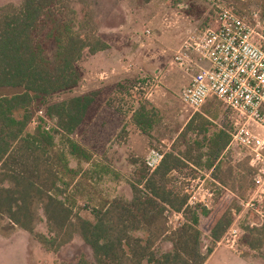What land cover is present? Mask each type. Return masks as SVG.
<instances>
[{
    "label": "trees",
    "instance_id": "trees-1",
    "mask_svg": "<svg viewBox=\"0 0 264 264\" xmlns=\"http://www.w3.org/2000/svg\"><path fill=\"white\" fill-rule=\"evenodd\" d=\"M99 28L88 0H22L0 6V88L21 89L0 96V236L8 238L20 228L46 251L57 253L77 235L91 257L83 250L75 261L60 264H204L215 247L203 244L202 218L209 220L211 210L189 206L188 196L170 186L171 172L193 162L211 171L214 185L243 198L254 170L247 159L233 166L222 158L229 133L224 128L212 131L197 112L158 167L152 172L142 169L141 179L128 183L130 197H95L85 184L92 174V154L73 134L98 92L47 100L79 85V62L85 52L95 55L109 48ZM35 102L44 104V116L27 132ZM132 119L149 135L145 106H139ZM190 134L207 141L203 145L196 140L197 150L206 149L197 160H192L189 145L186 150L177 147L188 143ZM78 199L91 204V217L75 210ZM232 208L228 204L210 220L207 237L212 244L230 226ZM173 211L182 213L185 221L170 230L167 213ZM41 224L45 232L38 231ZM243 232L240 243L254 252L264 248V226H245ZM164 242L170 244L167 249L161 246Z\"/></svg>",
    "mask_w": 264,
    "mask_h": 264
},
{
    "label": "rangeland",
    "instance_id": "rangeland-1",
    "mask_svg": "<svg viewBox=\"0 0 264 264\" xmlns=\"http://www.w3.org/2000/svg\"><path fill=\"white\" fill-rule=\"evenodd\" d=\"M21 1L0 0V6L8 3L18 5ZM88 1L96 12L100 22L99 34L109 44V50L95 55L85 52L79 62L83 72L79 85L71 91L54 94L47 101L56 102L98 91L97 99L73 134V138L93 155L92 174L85 184L97 198L112 199L122 194L130 197L128 183L141 179V170L146 169L144 159L150 149L163 154L170 151L186 123L197 113L183 105L178 98L188 82V76L169 64L187 31L197 26L198 20H207L209 4L205 0H150L149 4L139 0ZM228 1L233 2L241 14L259 10L264 23V0ZM181 3L182 7L179 6ZM145 30H149V34ZM49 53L52 54V48ZM20 92V88H0V96ZM141 105L147 108L150 115L149 135L134 133L137 128L131 125L133 112ZM44 107L41 102L31 106L32 116L26 127L27 132L33 131L35 124L32 119L37 121L39 110ZM200 113L210 122L212 131L219 128L230 131L228 113L220 101L212 99L201 108ZM129 125L131 128L127 130ZM131 131L133 136L130 138L128 134ZM196 140L207 144L202 137L197 139L192 134L188 135V143L177 144L180 150H186L188 145L191 147L192 160H197L199 153L206 150H197ZM222 158L229 160L233 166L245 160L230 153H224ZM83 166L88 168L87 164ZM239 173L238 169L235 174ZM253 176L254 172L248 175L250 189L240 198L229 188L214 185L211 171L193 162L170 175V186L177 192L191 189L189 185L193 178H207L203 182V189L198 190L200 195L205 196L211 210L209 220L202 218L203 244L219 245L217 255L209 264H264V248L254 252L240 243L245 226H264V222L259 220L260 215H264V208L260 207L262 204H257L258 212L246 206L255 188ZM78 201L75 210L91 217V204L80 199ZM228 204L233 207L231 220L238 229L237 241L232 243L228 234L212 244L207 237L208 224L223 213ZM167 218L170 230L184 222L181 220L183 217L172 212L167 213ZM38 231L45 232V225L38 226ZM75 239L53 253L46 251L29 233L18 229L8 238L0 236V264H60L64 260L75 261L83 250L91 257L89 248L79 243V237ZM161 246L167 249L170 244L164 242Z\"/></svg>",
    "mask_w": 264,
    "mask_h": 264
},
{
    "label": "built area",
    "instance_id": "built-area-1",
    "mask_svg": "<svg viewBox=\"0 0 264 264\" xmlns=\"http://www.w3.org/2000/svg\"><path fill=\"white\" fill-rule=\"evenodd\" d=\"M205 1L210 11L207 20H198L187 31L169 66L188 76L178 94L183 105L200 112L210 99H216L227 110L230 139L224 153L247 159L253 168L255 188L246 206L258 212V203L264 208V23L259 10L241 14L227 0ZM145 32L149 34V30ZM43 116L40 109L39 117ZM32 122L36 125L38 120ZM163 155L151 149L144 160L146 169L154 171ZM189 187L181 192L188 196V205L209 208L198 191L203 189L201 177L193 178ZM260 217L263 223L264 215ZM234 226L231 221L224 234L231 236L232 243L238 233Z\"/></svg>",
    "mask_w": 264,
    "mask_h": 264
},
{
    "label": "crops",
    "instance_id": "crops-1",
    "mask_svg": "<svg viewBox=\"0 0 264 264\" xmlns=\"http://www.w3.org/2000/svg\"><path fill=\"white\" fill-rule=\"evenodd\" d=\"M117 1H118V0H117ZM118 2H119V1H118ZM148 4H149V3H148ZM163 17H164V15L161 16V18H163ZM171 19H172V18H171ZM173 19H175V18H173ZM166 21H167V20H166ZM145 31H146V30H145ZM107 50H109V48L106 49V50H104V51H107ZM187 83H188V82H187ZM185 86H186V85H185ZM182 89H183V88H182ZM182 89H181V90H182ZM94 90H95V89H94ZM92 92H93V91H92ZM97 92H98V91H97ZM98 95H99V94H98ZM98 95H97V96H98ZM96 99H97V97L95 98V100H96ZM211 100H212V99H210L209 101H211ZM209 101H208V102H209ZM94 102H95V101H94ZM94 102H93V103H94ZM92 105H93V104H92ZM92 105H91V106H92ZM91 106H90V107H91ZM89 109H90V108H89ZM88 111H89V110H88ZM87 113H88V112H87ZM132 116H133V115H132ZM131 125H132L133 127H136V128H137V132H134V133H139V132L143 133V132H142V131H141V130H140V129L134 124V122H133ZM130 128H131V126L129 125V126H127L126 129H127V130H130ZM136 128H135V129H136ZM132 132H133V131H131V132L128 134V135H129L128 137L131 138V137L133 136ZM143 134H144V133H143ZM145 135H146V134H145ZM128 142H130V140H129ZM150 150H151V149H150ZM147 155H148V154H147ZM145 158H146V157H145ZM92 159H93V155H92ZM144 160H145V159H144ZM174 172H176V171H174ZM174 172H173V173H174ZM170 175H171V174H170ZM201 179L203 180V182H205L207 178L202 177ZM212 180H213V179H212ZM78 202H79V201H78ZM172 213L175 214V215L180 216V218L183 217V219H181V220H182V221H185V218H184V216H183L182 213H178V212H174V211H173ZM79 214H80V213H79ZM80 215H82V214H80ZM182 223H183V222H182ZM19 229H20V228H19ZM17 230H18V229H17ZM21 230H22V229H21ZM13 234H15V232H14ZM13 234H12V235H13ZM224 234H225V233H224ZM223 236H224V235H223ZM223 236H222V237H223ZM76 237H78V236L76 235V236L74 237V239H73L74 241L76 240V239H75ZM6 238H7V237H6ZM79 241H80V242H79L80 244L83 243V242L81 241V239H80ZM218 249H219V245L214 247L213 252L210 254V256L208 257V259L206 260V262H205L204 264H209V263L211 262V260H213V258L217 255ZM144 263H145V262L143 261L141 264H144Z\"/></svg>",
    "mask_w": 264,
    "mask_h": 264
}]
</instances>
